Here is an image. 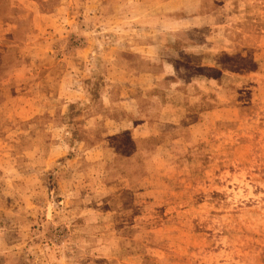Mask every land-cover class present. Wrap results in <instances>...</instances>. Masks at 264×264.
I'll return each mask as SVG.
<instances>
[{"label":"rangeland","instance_id":"rangeland-1","mask_svg":"<svg viewBox=\"0 0 264 264\" xmlns=\"http://www.w3.org/2000/svg\"><path fill=\"white\" fill-rule=\"evenodd\" d=\"M8 1L0 264H264V0Z\"/></svg>","mask_w":264,"mask_h":264},{"label":"trees","instance_id":"trees-1","mask_svg":"<svg viewBox=\"0 0 264 264\" xmlns=\"http://www.w3.org/2000/svg\"><path fill=\"white\" fill-rule=\"evenodd\" d=\"M206 57V55H201V54H188L185 59H189V60H193L192 62H189V64L187 66H185L187 69L189 70H194L196 72H202L203 70L205 71V68L202 66H196L194 68L193 65L198 64L199 62H201V60H203ZM223 59L222 58H218V64L216 66V68H214L211 72H209L208 74H206L209 77H213L215 79H217L219 82L223 76V73L225 70H227L228 68H225L223 66ZM177 106H179L181 109L185 108V113H183V120L185 119L186 122H190L193 123L197 120L198 117V113L196 112V109L194 106H191L190 104H187L188 102H181L180 101H176ZM187 105V107H186ZM72 106V105H71ZM203 111H207V110H203ZM182 114V112H181ZM152 124H154L155 126H157V123L159 121H163L162 119H160L157 122H153L151 119L149 120ZM162 137L159 138H153V140L157 141L156 144L158 145L159 143L161 144V141H163ZM142 141H147V140H142Z\"/></svg>","mask_w":264,"mask_h":264},{"label":"crops","instance_id":"crops-1","mask_svg":"<svg viewBox=\"0 0 264 264\" xmlns=\"http://www.w3.org/2000/svg\"><path fill=\"white\" fill-rule=\"evenodd\" d=\"M2 1L4 0H0V7L5 5L3 4ZM8 2L10 4L9 5L10 7H14V5H17L20 8L23 7L24 10L29 9L31 3L29 0H9ZM23 5H27V6H23ZM7 6L8 5H6L5 7ZM15 16L16 15H11L10 17H8L6 15H0V38L6 37V34L11 31V28L13 26L12 23H14L17 20L14 19ZM18 19H20V16L18 17Z\"/></svg>","mask_w":264,"mask_h":264}]
</instances>
